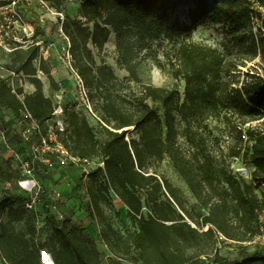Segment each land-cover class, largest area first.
Masks as SVG:
<instances>
[{
	"label": "trees",
	"instance_id": "obj_1",
	"mask_svg": "<svg viewBox=\"0 0 264 264\" xmlns=\"http://www.w3.org/2000/svg\"><path fill=\"white\" fill-rule=\"evenodd\" d=\"M13 1L0 0V9ZM42 1L58 13L66 2L78 6V17L66 15L60 27L69 43L72 68L88 92L106 139L98 141L85 115L66 108L62 142L73 156L103 159L104 170L89 173L87 188V214L100 221L101 243L114 257L130 258L134 264H199L202 256L210 257L213 264H264L261 250L236 259L220 256L216 238L220 233L228 241L241 243L262 228L264 194L258 196L255 188L264 182V128L251 124L264 121V77L243 73L241 83L237 78L248 63L264 62V0ZM185 6L188 22L177 17ZM254 18L260 20L261 37L253 33ZM206 24L220 26L223 33L217 91L224 129L234 141L222 147L205 131L198 138L196 157L190 160L179 143L178 72L170 88L156 87L139 75L137 65L144 54L156 51L163 37L190 38L197 27ZM36 34L42 32L37 29ZM111 34L115 36L116 64L128 73L125 80L118 79L103 59L100 64L96 61ZM31 40L12 42L15 50L9 70L27 78L35 91L13 89L0 79V109L11 111L15 118L28 113L43 127L55 107L43 93L38 72L48 78L54 91L60 87L45 60L36 64L39 46ZM129 82L141 86L139 95H126ZM148 102L161 104L162 116ZM165 158L195 200L193 205L167 179L148 172L153 162ZM235 158L250 163L252 183L233 173ZM18 180V172L10 165L0 168V263L43 264L44 251L54 264H101L102 252L96 243L69 219L48 217L49 234L42 242L30 219L24 231H16L11 220H2L15 205L19 208L14 212L22 216L24 201L6 187ZM110 190L126 207L135 230L121 233L114 229L101 207Z\"/></svg>",
	"mask_w": 264,
	"mask_h": 264
},
{
	"label": "rangeland",
	"instance_id": "obj_2",
	"mask_svg": "<svg viewBox=\"0 0 264 264\" xmlns=\"http://www.w3.org/2000/svg\"><path fill=\"white\" fill-rule=\"evenodd\" d=\"M62 9V12L58 13L48 3L41 0H15L11 6L0 10V40L7 44L5 46L10 45L13 48L15 47L12 44L13 38L18 43H23L24 39L33 38L31 42L35 41L38 44L40 57L50 65L51 75L60 87L59 91H54L48 78L38 72V78L43 85V93L46 97L51 98L55 107L53 116L48 121L51 126L61 122L65 127L63 111L66 108L74 109L85 115L88 123L94 129L96 139L103 142L106 136L102 126L98 121L85 114L83 106L78 102L76 76L70 70L72 62L69 63L68 57L70 55L69 43L60 27L66 15L74 19L78 17V6L69 1L63 5ZM179 16L180 20L184 17L187 22L189 21L186 6L178 10L177 17ZM252 27L256 36H262L263 29L260 20L254 18ZM37 29L42 34L37 35ZM220 29L218 25L206 24L197 27L190 38L163 37L156 43V51L153 54H144L137 65L139 75L147 83L156 87L170 88L176 82L174 72H178L180 76L178 90L181 96L180 108L176 112L179 143L190 160L196 157L198 138L205 131L222 147L234 141L233 137H230L224 129V114L217 91L220 79L219 67L223 60V33ZM24 48L25 45L21 47V49ZM90 48L96 54V51L92 47ZM167 55H170L169 59ZM100 59L113 68L118 79L125 80L128 77V73L116 64L117 52L113 34L109 36L100 56H96L98 64H100ZM11 60V53L4 46H0V79L13 89L23 88L25 93L35 91L34 86L29 83L27 78L9 70ZM241 71L242 74L237 78L240 79V83L245 78L243 73L264 77V62L257 59L241 68ZM128 84L130 88L126 90L125 93H128L126 95L130 93L139 95L142 90L141 86L133 82ZM148 103L159 116H162L161 104ZM28 126L29 123L23 115L20 118H15L11 111L0 109V168L10 165L13 170L18 172L19 180L7 184L6 187L15 197L24 201V206L21 207L25 211L20 216L14 212L19 206H11L2 216V220L4 222L11 220L16 231H24L29 224L25 221L30 219L39 232V241L42 242L49 234V229L45 225L46 219L50 216L57 219L66 218L74 225H80L85 235L96 243L97 248L102 252L101 264H134L130 258L114 257L101 243L99 238L102 228L100 221L87 214L89 178L84 179L80 168L57 167L48 170L39 165L36 167L34 179L39 184L40 192H37V188L30 191L27 184L20 183L24 179L20 171V161L32 156L28 151L29 145L22 137V131ZM251 126L264 128V121L262 125L255 122ZM132 137L136 138L133 134ZM61 138H64L63 134ZM32 141H36V136L32 137ZM231 167L236 176L252 183L253 168L247 160L235 158L231 162ZM148 172L156 174L158 178L167 179L174 187L180 189L190 206L195 203L186 185L174 172L168 158L161 162H153ZM255 191L258 196H261L264 194V187L259 189L256 186ZM54 192L60 193L59 199L55 197ZM105 195V202L101 204V207L109 217L114 229L121 233L135 230L136 225L128 216L126 207L112 191H107ZM33 200L35 203L31 204ZM27 204L31 207L29 208ZM259 221L264 234V214L260 216ZM217 250L220 256L227 259H236L245 253H253L256 250L264 252L261 246L243 247L239 244L224 243L218 244ZM200 260L199 264H213L210 257Z\"/></svg>",
	"mask_w": 264,
	"mask_h": 264
},
{
	"label": "built area",
	"instance_id": "obj_3",
	"mask_svg": "<svg viewBox=\"0 0 264 264\" xmlns=\"http://www.w3.org/2000/svg\"><path fill=\"white\" fill-rule=\"evenodd\" d=\"M12 42L18 43L15 38L12 39ZM5 45L7 44H5L3 40H0V46H4L8 52L12 53L15 50V47L14 48L10 47V45H8L7 47ZM68 57H69V63L72 62L71 55H68ZM40 59L42 58L40 57L39 54V57L36 60V64H38ZM70 70L76 76L79 104L83 106L86 112L85 114H87L92 119L99 121L98 117L93 112L89 100L88 92L83 86L81 79L76 75L75 71L73 70L72 65H70ZM22 115L24 119H26L29 123V126L22 131V137L29 145L28 151L31 153L32 156L30 158H24L20 161V171L22 176L24 177V179L20 183H23L25 185L27 184L26 186H29L30 191L36 188H37V192L41 191V189L39 188V184L34 179L36 167H38L39 165L44 166L48 170L57 167L59 168L77 167L81 169V174L84 177V179H88L89 173L97 168L104 170V162L103 159H101L100 157L80 158L73 156L70 153L68 148L62 142L61 136L65 127L61 122L57 123L54 126H51L49 122H47L45 126L42 127L37 121H35L31 117L30 114L24 113ZM33 136H36L35 142L32 141ZM257 187L259 189L264 187V182L259 183ZM54 194L55 197L59 199L60 193L54 192ZM34 203L35 200L31 201V204ZM27 206L29 208L31 207L28 204ZM207 228L208 227L206 226L203 228V230H207ZM216 238H217V245L221 243L230 244V245L239 244L243 247L261 246L264 249V234L262 231L259 234L255 235L254 237H252L251 239L241 243H234L228 241L220 233H216ZM41 255H42L43 264H54L51 257L47 253L43 251L41 252ZM201 259L206 260V257L202 256Z\"/></svg>",
	"mask_w": 264,
	"mask_h": 264
},
{
	"label": "crops",
	"instance_id": "obj_4",
	"mask_svg": "<svg viewBox=\"0 0 264 264\" xmlns=\"http://www.w3.org/2000/svg\"><path fill=\"white\" fill-rule=\"evenodd\" d=\"M34 91L29 92V94L33 93ZM21 182V181H20ZM77 227L81 228L80 225H76Z\"/></svg>",
	"mask_w": 264,
	"mask_h": 264
}]
</instances>
